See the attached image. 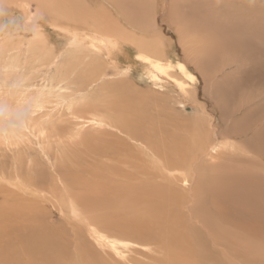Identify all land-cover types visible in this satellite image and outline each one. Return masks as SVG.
<instances>
[{
  "label": "rangeland",
  "instance_id": "obj_1",
  "mask_svg": "<svg viewBox=\"0 0 264 264\" xmlns=\"http://www.w3.org/2000/svg\"><path fill=\"white\" fill-rule=\"evenodd\" d=\"M116 1L141 9L143 17L134 14L138 30L129 31L105 0H0V264H264V44L250 40L241 22L225 21L250 0ZM156 14L164 15L157 33ZM120 25L143 41L160 43L164 58L188 65L196 75L188 100L169 82L152 83L145 62L134 59L137 49L126 42L117 64L94 55V71L104 76L88 91L108 87L97 109L69 103L81 77L93 75L81 60L69 74V91L60 90L63 101H49L40 112L26 107L28 127L4 123L11 95L43 85L58 92L59 67L42 64L49 54L71 60L72 31L86 35ZM33 30L41 37L33 38ZM8 60L17 61V68H7ZM216 109L246 135L228 134L236 153L211 151L201 159L208 170H199L200 201L209 211L201 215L203 207L194 213L196 199L180 198L188 190L180 173L174 172L175 179L161 173L160 161L144 154L147 145L126 131L147 130L164 154L193 162V149L216 125H207ZM91 111L106 115L101 125L88 121ZM109 112L120 119L112 120ZM240 150L245 158H239ZM70 201L118 244L96 243L73 218ZM184 237H195V244Z\"/></svg>",
  "mask_w": 264,
  "mask_h": 264
},
{
  "label": "bare ground",
  "instance_id": "obj_2",
  "mask_svg": "<svg viewBox=\"0 0 264 264\" xmlns=\"http://www.w3.org/2000/svg\"><path fill=\"white\" fill-rule=\"evenodd\" d=\"M109 1H112L115 6L112 3H108L105 0L106 4H108L110 7H112L114 9L113 11L115 13H117V15H119V19L121 21H123V25L124 26L128 25V27H130L129 31L138 30V29H136L138 26L135 28V25H137L138 22L136 21V18L134 16L137 15V13L140 14L141 9L139 8L138 11H136V10H133V8H131L129 6L123 7V5H122V7H121V5L116 0H109ZM245 2L246 3H244L243 10L237 12L236 14H234V16L231 15V17L227 15L225 21H228L231 18V23L232 22H241L244 25L243 28H245V30H247V34H248L247 37H249L250 40H254V39L258 40L257 41L258 46L261 44L263 45L264 42H262V37L264 36V5L259 4L258 0H250V2H247V1H245ZM126 5H128V4L126 3ZM165 5H166V2H165ZM235 5H236L235 9L238 8V6H237L238 4H235ZM137 6H139V4ZM140 6H142V5H140ZM121 8L124 10V14L127 15L126 17L123 14V12H122L123 10H121ZM166 8H167V6H166ZM125 9H127V10L125 11ZM142 11H145V10H143V6H142ZM171 13L174 14V11H172ZM142 14H144V13H142ZM142 14H140V16H142ZM150 14H152V13H150ZM167 14H168V12H167ZM122 16H124V17H122ZM162 16H164V15L156 14L154 16L153 23L150 21L153 24V29H156V33L158 32V29H159L158 28V26H159L158 25V19ZM145 19L147 20L146 17H145ZM150 19H152V18H149V20ZM138 21H141V20H138ZM124 26L120 25L119 27H116V28L106 27V26L102 27L101 26L100 30L97 29V27H96L91 31V34L87 33L86 35H84V34L81 35V34L77 33V31H72L70 33V35H71V37L69 39L70 41L68 42L69 46H70L69 48L71 51L70 52V59L72 60V58H75V56H76V55H71L72 53L80 54L81 52H86V54L82 57V53H81L80 57H77L72 61L71 60L68 61L67 58L64 61H58L59 56H56V55L52 56L51 54H49V56H47L48 60H46L44 62V64H42V65H45L49 68H51L53 65L55 66V68L59 67V69L57 68V70H58L57 76L58 77L61 76V78H60V80L58 79L57 83L55 84V86L58 87V92L56 93V92L50 90L49 89L50 86L48 87L47 85H43L42 87L37 88V89L24 90L23 94L20 96L19 95L18 96L11 95L9 98L13 99L14 101L6 104V107H5L6 113L4 114V117H5L4 123L11 124V125H18L21 127H28L29 123H28L27 119L24 117V111H25L26 107L29 108L31 113L32 112H40L44 106H47L49 101H53L56 99L58 101H63L66 97L63 96L64 92H61L60 90L63 89V90L69 91V86L67 84V81H69V79H68L69 74L72 73L71 69L74 68L73 64H75V62H80L81 60L84 61L83 63L85 65L90 66L88 71H90V74L92 73L93 75L87 76L88 73L86 71L87 77H85V76L81 77L80 82L78 83L76 88L74 90H71L73 92V94H72V98L69 100V103H70L71 107L72 106H76V107H80V108L96 107L95 109H97V107H99L100 102H101L100 96L107 92L108 87L106 85H104V86L100 87V90L94 94H92V93H90V91H88L94 82L99 81V79L101 80L102 77L104 76V74L98 75L97 74L98 71H94V70H97L96 67L99 66L96 64V62H94V55H96L98 58L101 56L102 59H104V58L108 59L112 64H117L118 61L116 59L120 58L119 53L121 51V46L126 42L131 43L137 49V51L134 55V59L145 62V67L147 69L145 71V74L148 76V78L151 80L152 83L158 84V82H160V81L169 82L173 85V87L179 93V96H182L183 100H185V99L188 100L187 96H188V92L190 91V89L188 87L192 86V84L196 80V78H195L196 75L193 74L189 70L188 65L181 62V61L173 62L172 60L170 61L169 58L168 59L164 58L163 57L164 55L162 53L163 50L161 49L164 47H161L162 45H160V43L155 42V41H143L140 38L132 35L134 32L128 33L126 31V28H125L126 26L125 27ZM150 27L151 26H149V28ZM241 27H242V25H241ZM102 28H103V30H102ZM145 30H148V29H145ZM33 31L31 33L33 35V38L38 37V36L41 37L42 34L40 35L39 32L36 30H33ZM140 34H141V32H140ZM152 35L154 36L155 34H152ZM156 36H157V34H156ZM156 36H154V37H156ZM181 39L182 38H180V42L182 41ZM84 40H86V42H84ZM157 40H158V38H157ZM161 40H162V36H161ZM5 41H6V39H5ZM177 43H178V41H177ZM180 44H181V47H183L182 43H180ZM4 53H5V51H4ZM45 55H47V54L45 53ZM183 55H185L187 57L189 56L187 54V51H185V50H183ZM4 56H5V54H4ZM6 57H7V55H6ZM9 58H10V56H9ZM192 61L193 62H191V63L195 62L194 60H192ZM16 62L13 60H8L6 62V67L14 70L18 66ZM91 67H93V68H91ZM80 75H81V73H80ZM94 75H96V76L93 77ZM202 77H203L202 79L206 80V79H210L211 76L203 75ZM88 78H90V79L88 80ZM70 94H71V92H70ZM51 97H55V98L51 100ZM10 103L13 104V106ZM13 110H14V112H16L14 117L11 115ZM104 111H108V110L105 109ZM220 112H221V115H224L223 110ZM89 113H90V118L88 121L94 125H101L103 123L102 120H104L106 117V115L101 114V113H97L95 111L94 112L91 111ZM109 113H111V112H109ZM111 115L112 116H110L109 118H112V120H117V119L119 120L120 119L119 115H117V114L111 113ZM208 115L209 116L207 118V125H209L211 128L214 126V123L216 125L214 126L213 129L208 131V135L206 137H204L205 140L202 139L201 142L199 143V145H197L193 149V156L191 158V159H193V162H189V160L186 161V159H185V162H183L182 160H184V159H181L182 156L179 155L178 153H175V152H173V153L172 152H170V153L166 152V154H164L165 153L164 149L162 147H160L161 145L160 146L158 145L159 143L157 144V143H155V140L154 141L152 140V138L150 136L152 133L150 134V132L147 130L145 131L144 129H141L139 127L134 129L131 126H129V127L127 126L129 129H127V131H126V132L130 133V130H132L133 137L140 140L141 143L147 145L145 148H147L149 150H147L148 152L145 150L144 154L150 160V162H152L156 159H158L160 161V163L158 162V169L161 173H162V171L165 170L166 172H168V175L170 177H172L173 179H175L174 178V176H175L174 172L180 173V175L182 177V178L180 177L182 179L181 184L183 186H187L188 190H187V195H185V197L184 196H181V197L179 196V197L181 199H183V198L189 199L191 203L197 202L196 205L199 207H194L195 204L193 205V207L195 208L194 213H198V212H200L199 211L200 208L201 209L204 208L203 210H201V215L204 211L205 212L208 211L205 208V204L203 205L202 201H200L201 200L200 194L202 191L200 190V187H199L200 184H199L198 175H199L201 170H203L204 172H206L208 170L205 167H203V165H201V159L204 158V155L211 153V151H213L214 153H217V154H219V153L224 154L223 152H225L224 155L236 153L235 151L237 149L231 144V142H229L228 134L234 133L240 137L246 135L245 129H243V127L234 128V130H233V128H231L232 125L229 122L231 120V117L229 118L228 116H226V118L223 120V117L221 118V115H218L217 109L213 110V111L211 110V112ZM192 120L194 122L197 121L195 118H193ZM220 122L222 124H225V127L219 130V127H220L219 123ZM123 126H125V125H123ZM217 130H218V135H223L222 136L223 141H221V142L219 140H217L218 139L216 136ZM160 157H162V160L160 159ZM245 157H246L245 151L240 150L239 151V158L242 159ZM163 159H165V160H163ZM169 182H171V181L169 180ZM147 187H146V190H147ZM155 188H157V187H155ZM153 190H154V188H153ZM194 199H196L195 202H192ZM69 205H70L71 214H72L73 218L80 221L85 226V228L92 235V237L94 238L96 243H98V244L106 243V244H109L112 246H115L116 244H118L117 242L110 241L102 232H100L90 222H88V220H87V218H85V216L82 217V215L79 214L80 212L76 209V207L74 205H72L71 201H70ZM193 215L194 214L192 213L191 217ZM207 215H203V217L205 216L204 220L207 219L206 218ZM195 217H199V216H195ZM262 217H264V216H262ZM206 231L208 234V238L212 237L207 229H206ZM184 240H185V242L195 244V237H193V238H191V237L185 238L184 237ZM120 243H122V242H120ZM199 250H201V249H199ZM201 251L204 252L205 250L202 248ZM205 253L206 252H204V255H205ZM194 255L198 256L200 258H202V257L205 258L204 255L200 256L199 253H194Z\"/></svg>",
  "mask_w": 264,
  "mask_h": 264
}]
</instances>
